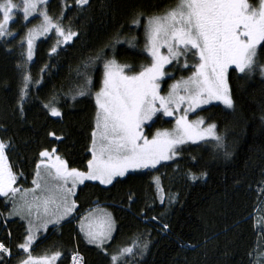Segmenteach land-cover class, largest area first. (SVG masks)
Masks as SVG:
<instances>
[{
	"label": "trees",
	"instance_id": "trees-1",
	"mask_svg": "<svg viewBox=\"0 0 264 264\" xmlns=\"http://www.w3.org/2000/svg\"><path fill=\"white\" fill-rule=\"evenodd\" d=\"M175 3L89 0V5L80 9L75 0H48L49 15L54 19L63 15V27L78 36L59 46L54 32L40 36L34 42L33 58L27 62V43L21 45V40L41 19L33 16L25 22L22 16L14 17L10 30L15 35L0 38V139L11 143L6 152L9 162L16 173H23L17 186L32 185L39 153L45 149L56 148L70 167L86 169L96 111L94 93L99 90L103 61L115 55L119 63L136 71L149 63L143 51L144 21L137 27L132 20L139 12L162 14ZM54 46L55 53L51 51ZM259 61L264 63V54ZM17 65H23L32 77L23 113L19 105L22 73ZM167 71L175 79L190 74L172 66ZM88 75L92 94L73 99L77 85ZM238 76L229 73L235 111L220 103L197 110L206 122L217 124L230 156L216 149L214 142L188 143L174 159L156 168L129 172L110 185L86 181L77 190L74 214L48 227L30 249L32 255L60 251L56 264H68L69 256L77 251L84 264H111V255L131 247L138 238L141 246L148 244L147 250L143 255L136 250L135 256L127 258L128 264H252L258 252H264V233L256 228L264 218V80L259 72L243 79ZM172 80L165 77L162 83ZM49 104L60 109L61 117L51 116L45 107ZM166 123L157 118L146 128L147 134ZM201 173L207 175L189 179V174ZM156 177L164 196L176 195L172 204L161 202ZM97 204L107 206L114 219L112 239L103 248L88 244L72 219ZM11 206L0 197V242L10 250L0 264H18L26 256L19 248L27 233L26 223L9 215Z\"/></svg>",
	"mask_w": 264,
	"mask_h": 264
},
{
	"label": "snow or ice",
	"instance_id": "snow-or-ice-1",
	"mask_svg": "<svg viewBox=\"0 0 264 264\" xmlns=\"http://www.w3.org/2000/svg\"><path fill=\"white\" fill-rule=\"evenodd\" d=\"M47 2L0 0V38L15 35L10 30V25L16 22L15 16H22L25 22L33 16L41 19L39 25L28 28L21 40V45L27 43L26 62L32 60L34 42L40 36L54 32L57 46L78 36L63 27L60 22L63 15L58 19L49 15ZM75 4L83 9L89 5V0H75ZM142 20L143 51L149 63L136 71L131 65L119 63L115 55L103 61L99 90L94 93L96 111L88 149L91 158L85 170L70 167L56 148L45 149L39 153L40 159L35 165L33 186L19 187L18 176L6 154L11 143L0 140V197L11 203L10 216H19L28 222L27 236L19 245L27 255L19 264H56L61 258L60 251L34 257L30 249L36 232L41 228L47 230L49 224H59L72 214L77 207L72 199L75 189L85 181L110 185L130 171L156 168L162 161L174 159L180 147L189 142H214V147L224 150L226 157L231 155L225 148L224 136L217 133V124L208 123L203 117L190 120L189 113L214 101L235 111L230 71L238 73L239 79L259 72L264 80V63L259 61L264 54V0H176L173 7L159 15L137 13L132 24L139 27ZM118 37L119 34L116 41L119 43ZM129 46L135 47V44ZM51 51L55 53L57 47ZM96 59L101 56L98 54ZM168 66L176 71L188 70L190 74L176 80L173 73L167 71ZM17 67L22 73L19 105L23 113L32 77L23 65ZM165 77L175 82L169 85L167 94L162 95L161 83L165 82ZM91 86V76H85L72 98L91 95ZM45 107L49 108L51 116L61 117L58 107L50 104ZM158 114L175 117V125L171 129L157 130L149 138L144 133L145 125L154 117L158 118ZM49 135L55 136V133ZM206 175L189 174V179L196 181ZM154 182L163 202L164 190L159 177ZM168 227L164 225L165 229ZM256 228L264 233V218ZM113 231L114 221L109 213L89 214L80 223L84 238L98 248L112 239ZM147 247V243L141 246L137 238L131 247H123L111 255V264H128L127 258L135 256L136 250L143 255ZM5 254H10V250L0 242V262ZM82 261L78 253L72 255V264H82ZM252 264H264V252H258Z\"/></svg>",
	"mask_w": 264,
	"mask_h": 264
},
{
	"label": "rangeland",
	"instance_id": "rangeland-1",
	"mask_svg": "<svg viewBox=\"0 0 264 264\" xmlns=\"http://www.w3.org/2000/svg\"><path fill=\"white\" fill-rule=\"evenodd\" d=\"M16 2H19V0H16ZM254 2V1H253ZM41 22V20L39 21V23ZM39 23L37 24V25H39ZM37 25H35L34 27H36ZM33 28V27H32ZM190 63V62H189ZM185 77H187V76H185ZM178 79H180V78H178ZM178 79H176V80H178ZM175 82V80H172L171 82H167L166 84H163V83H161V89H162V95H166L167 94V91H168V88H169V85H171L172 83H174ZM163 86H164V89H163ZM95 101V100H94ZM213 103H219V102H217V101H214ZM204 106H206V105H204ZM203 107V106H202ZM198 110V109H197ZM198 117H202L200 114H198L197 113V111L195 112V113H189V119L190 120H192V119H197ZM158 118H160L161 120H166L168 123H166V124H164V125H162V126H160V127H158V128H156V129H154L153 131H152V133L150 134V135H148L147 134V131H146V128L149 126V125H151L152 124V122L153 121H155L156 119H157V117H154L153 118V121H150V122H148L146 125H145V128H144V133H145V135H147L149 138H151V136L157 131V130H163V129H171V128H173L174 127V125H175V117H163L161 114H158ZM1 140V139H0ZM6 142V141H5ZM7 143V142H6ZM189 143H191V142H189ZM8 150V149H7ZM7 150H6V152H7ZM90 158H91V154H90ZM89 158V159H90ZM167 161H169V160H167ZM162 162H166V161H162ZM161 162V163H162ZM159 165V164H158ZM140 170H144V169H139V170H136V171H140ZM14 171V170H13ZM83 171V170H82ZM15 172V171H14ZM130 172H134V171H130ZM16 173V172H15ZM17 174V176H18V179H17V181L21 178L20 177V174L19 173H16ZM34 178V177H33ZM86 182V181H85ZM98 182V181H97ZM19 187H22V188H31L33 185H31V186H29V187H26V186H24V185H22V184H20V185H18ZM79 186H81V185H78L77 186V188L75 189V193H77V190H78V188H79ZM75 196H76V194H75ZM75 196H73L72 197V199H74L75 200ZM175 199H176V195L174 194V193H169V194H167V195H163V201H165V204L166 205H169V204H172L174 201H175ZM161 200V199H160ZM76 202V201H75ZM76 205H77V203H76ZM77 208V207H76ZM76 210V209H75ZM75 210L72 212V214H74V212H75ZM11 211H12V206H11ZM104 213H109V214H111V217H112V219H113V216H112V213H111V211H110V209L107 207V206H105V205H98V206H93V207H91L89 210L87 209V210H85V211H83V212H81L80 214H78L79 215V218H78V215H76L75 217H74V220H76V223H77V225H78V230H79V232H80V223H81V220L84 218V217H86V216H88L89 214H93V215H102V214H104ZM71 214V215H72ZM13 216H15V215H13ZM19 217V216H18ZM69 217V216H68ZM67 218V217H66ZM65 218V219H66ZM78 218V219H77ZM64 219V220H65ZM24 220V219H23ZM64 220H62V221H64ZM25 221V223H26V231H27V228H28V222H27V220H24ZM113 221H114V219H113ZM52 225H55V224H49L48 226H47V229H48V227H50V226H52ZM46 231L47 230H45V229H43V228H41L40 229V231H38V232H36L35 233V240H34V242H33V244L36 242V240H37V238L39 237V236H41V235H43L44 233H46ZM81 233V232H80ZM82 234V236H83V233H81ZM113 234V233H112ZM26 236H27V233H26ZM26 236H25V238H26ZM84 237V236H83ZM85 239V238H84ZM85 241L87 242V240L85 239ZM109 241V240H108ZM108 241H106L105 243H107ZM88 243V242H87ZM89 244V243H88ZM91 245H94V244H91ZM96 246V245H95Z\"/></svg>",
	"mask_w": 264,
	"mask_h": 264
},
{
	"label": "built area",
	"instance_id": "built-area-1",
	"mask_svg": "<svg viewBox=\"0 0 264 264\" xmlns=\"http://www.w3.org/2000/svg\"><path fill=\"white\" fill-rule=\"evenodd\" d=\"M75 253H78L79 256L83 257V255L77 251L73 252L70 256H69V261H68V264H72V255L75 254ZM8 255V254H7ZM82 264H83V261H82Z\"/></svg>",
	"mask_w": 264,
	"mask_h": 264
},
{
	"label": "crops",
	"instance_id": "crops-1",
	"mask_svg": "<svg viewBox=\"0 0 264 264\" xmlns=\"http://www.w3.org/2000/svg\"><path fill=\"white\" fill-rule=\"evenodd\" d=\"M98 205H99V204H97V205H95V206H98ZM95 206H94V207H95ZM92 207H93V206H92ZM90 208H91V207H90ZM90 208H88V210H89ZM86 210H87V209H86ZM60 222H62V221H60ZM55 225H58V224H55ZM32 247H33V245H32ZM32 247H31V248H32ZM52 254H53V253H52ZM52 254H47V255H52ZM26 255H27V254H26ZM33 256H34V257H42V256H44V255H39V256H37V255H33ZM25 257H26V256H24L22 259H24ZM22 259H21V260H22ZM19 262H20V261H19ZM19 262H18V264H19Z\"/></svg>",
	"mask_w": 264,
	"mask_h": 264
},
{
	"label": "bare ground",
	"instance_id": "bare-ground-1",
	"mask_svg": "<svg viewBox=\"0 0 264 264\" xmlns=\"http://www.w3.org/2000/svg\"><path fill=\"white\" fill-rule=\"evenodd\" d=\"M9 255H10V254H9ZM9 255H8V256H9ZM83 259H84V258H83ZM83 264H84V263H83Z\"/></svg>",
	"mask_w": 264,
	"mask_h": 264
},
{
	"label": "flooded vegetation",
	"instance_id": "flooded-vegetation-1",
	"mask_svg": "<svg viewBox=\"0 0 264 264\" xmlns=\"http://www.w3.org/2000/svg\"><path fill=\"white\" fill-rule=\"evenodd\" d=\"M40 159V158H39ZM21 176V175H20Z\"/></svg>",
	"mask_w": 264,
	"mask_h": 264
}]
</instances>
